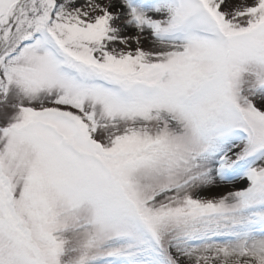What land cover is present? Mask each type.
<instances>
[{"label": "snow or ice", "instance_id": "6c2138e0", "mask_svg": "<svg viewBox=\"0 0 264 264\" xmlns=\"http://www.w3.org/2000/svg\"><path fill=\"white\" fill-rule=\"evenodd\" d=\"M0 264H264V0H0Z\"/></svg>", "mask_w": 264, "mask_h": 264}]
</instances>
